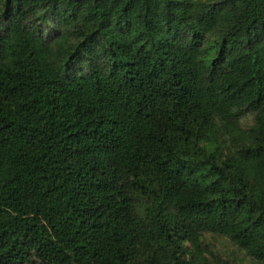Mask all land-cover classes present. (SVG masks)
I'll return each instance as SVG.
<instances>
[{"label":"trees","instance_id":"trees-1","mask_svg":"<svg viewBox=\"0 0 264 264\" xmlns=\"http://www.w3.org/2000/svg\"><path fill=\"white\" fill-rule=\"evenodd\" d=\"M264 263V0H0V264Z\"/></svg>","mask_w":264,"mask_h":264},{"label":"rangeland","instance_id":"rangeland-1","mask_svg":"<svg viewBox=\"0 0 264 264\" xmlns=\"http://www.w3.org/2000/svg\"><path fill=\"white\" fill-rule=\"evenodd\" d=\"M207 240L220 264H264L248 256L242 249L232 244L226 237L207 235Z\"/></svg>","mask_w":264,"mask_h":264}]
</instances>
